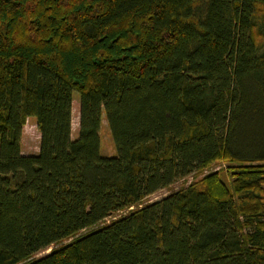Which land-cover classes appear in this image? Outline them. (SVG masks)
I'll return each instance as SVG.
<instances>
[{"label": "trees", "instance_id": "trees-1", "mask_svg": "<svg viewBox=\"0 0 264 264\" xmlns=\"http://www.w3.org/2000/svg\"><path fill=\"white\" fill-rule=\"evenodd\" d=\"M0 264H264V0H0Z\"/></svg>", "mask_w": 264, "mask_h": 264}, {"label": "rangeland", "instance_id": "rangeland-1", "mask_svg": "<svg viewBox=\"0 0 264 264\" xmlns=\"http://www.w3.org/2000/svg\"><path fill=\"white\" fill-rule=\"evenodd\" d=\"M78 124H79V94L76 91H74L73 92V103H72V114H71V136H72V138H75L78 135ZM39 141H40V134H39V131H38L37 126H36L35 118L29 117L26 120V123H25V125L23 127V131H22V138H21V150H22V152L24 154L36 153L38 151V148H39ZM116 153H117V151H116V147L114 145V142H113V139H112V136L110 133V129H109L108 124L106 122V118L103 115L102 119H101V126H100V154L103 156H114V155H116ZM223 166H224V162L214 163L208 169L204 170L201 173L192 174V175L184 178L183 180H179V181L175 182L170 187L163 188V189L156 191L155 193L146 197L141 202L140 205L154 201L156 199H159V198L167 195L171 191H175V190H178L179 188L185 187L189 183L200 178L203 174H205L209 171L220 169ZM222 177H223V179L227 180L226 176H222ZM133 207H130L129 209H131ZM129 209H126V210L124 209V210H121V211H118V212L112 214L111 216L106 218V220L104 222H102L101 224L107 223L111 219H114L116 217H119L120 215L126 214ZM86 231H87V229L82 230L80 233H84ZM70 239H72V238L66 239V240L62 241V243L67 242ZM59 244L60 243H58L56 245H59ZM52 247L53 246H50L49 248L36 253L33 257L34 258L40 257V256L48 253Z\"/></svg>", "mask_w": 264, "mask_h": 264}]
</instances>
